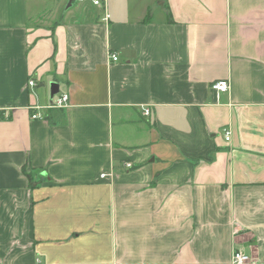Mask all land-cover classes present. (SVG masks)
Instances as JSON below:
<instances>
[{"label":"crops","instance_id":"obj_1","mask_svg":"<svg viewBox=\"0 0 264 264\" xmlns=\"http://www.w3.org/2000/svg\"><path fill=\"white\" fill-rule=\"evenodd\" d=\"M94 1L0 0V264H264V0Z\"/></svg>","mask_w":264,"mask_h":264},{"label":"built area","instance_id":"obj_2","mask_svg":"<svg viewBox=\"0 0 264 264\" xmlns=\"http://www.w3.org/2000/svg\"><path fill=\"white\" fill-rule=\"evenodd\" d=\"M106 2H107V0H95L94 5L102 6V4H103L104 6H106ZM109 18H110L109 14L106 12L105 16L103 17V20L107 21ZM111 58L114 62L118 60L116 55H111ZM28 87L32 91H34L35 88L37 87L36 81L30 80L28 82ZM211 89H212V91L216 92L217 94L228 93L229 89H230V85H229V82L227 80L216 81V82L212 83ZM68 103H69V96L66 94H62V95H59L57 98L53 99L47 108L48 109H62L64 107H66L68 105ZM40 110H41V107H39L38 105L32 106L31 118L33 120L42 119L41 115L38 114V111H40ZM145 114L148 115L149 111L146 110ZM224 135H225L226 141L229 142L231 140V132L225 131ZM125 166L127 169L133 168V165L131 163H127ZM102 177H105V175H103ZM232 264H260V263L255 261L252 257L244 254L243 252L237 251L233 254Z\"/></svg>","mask_w":264,"mask_h":264},{"label":"water","instance_id":"obj_3","mask_svg":"<svg viewBox=\"0 0 264 264\" xmlns=\"http://www.w3.org/2000/svg\"><path fill=\"white\" fill-rule=\"evenodd\" d=\"M77 0H69L68 4H67V8H70L73 4V2H75ZM59 85L57 83H52L51 84V94H50V98L51 100L54 98L55 95H57L59 93Z\"/></svg>","mask_w":264,"mask_h":264},{"label":"rangeland","instance_id":"obj_4","mask_svg":"<svg viewBox=\"0 0 264 264\" xmlns=\"http://www.w3.org/2000/svg\"><path fill=\"white\" fill-rule=\"evenodd\" d=\"M40 88H41V87H40ZM40 88H39V89H40ZM39 89H37V90H39ZM49 89H51V87H50V86H49V87H47V89H46V90L49 92ZM40 92H41V94L43 93V95H44V90H42V91H40ZM43 95H42V96H43ZM59 95H60V93H59L58 95H55V98H57ZM40 97H41V96H40ZM42 98H43V100H44V97H42ZM46 98H47V97H46ZM43 100L41 99V101H42V102H44Z\"/></svg>","mask_w":264,"mask_h":264}]
</instances>
